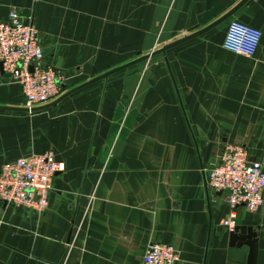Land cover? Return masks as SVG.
I'll use <instances>...</instances> for the list:
<instances>
[{
    "label": "crops",
    "instance_id": "1",
    "mask_svg": "<svg viewBox=\"0 0 264 264\" xmlns=\"http://www.w3.org/2000/svg\"><path fill=\"white\" fill-rule=\"evenodd\" d=\"M241 1L0 0V21L31 15L64 74L52 101L79 87L41 110L0 109V169L45 151L63 164L42 212L0 200V264H143L152 241L174 244L177 264H247L205 179L226 144L264 170V0ZM231 18L261 31L253 57L223 48ZM23 100L2 76L0 106ZM235 223L257 231L264 264V209L240 206Z\"/></svg>",
    "mask_w": 264,
    "mask_h": 264
},
{
    "label": "built area",
    "instance_id": "2",
    "mask_svg": "<svg viewBox=\"0 0 264 264\" xmlns=\"http://www.w3.org/2000/svg\"><path fill=\"white\" fill-rule=\"evenodd\" d=\"M261 31L231 18L226 26L224 49L253 57ZM0 79L7 76L18 83L23 106L30 109L49 103L60 94L64 74L46 62L42 35L32 23V16L23 18L16 8L0 21ZM63 164L51 151L19 156L5 162L0 169V200L17 207L42 212L48 206L53 180ZM206 183L213 191L225 194L229 213L219 224L227 230L235 227L236 210L264 209V170L258 160H249L246 149L239 144H226L219 158L206 170ZM143 264H177L179 250L172 243L152 241L141 256Z\"/></svg>",
    "mask_w": 264,
    "mask_h": 264
},
{
    "label": "water",
    "instance_id": "3",
    "mask_svg": "<svg viewBox=\"0 0 264 264\" xmlns=\"http://www.w3.org/2000/svg\"><path fill=\"white\" fill-rule=\"evenodd\" d=\"M245 0H242L240 2V4L242 2H244ZM239 4V5H240ZM237 5L236 7H234L232 10H230L228 13H226L225 15H223L220 19L214 21L211 25H209L207 28L201 30V31H198L196 33H194L193 35H189V36H186L178 41H175L173 43H170L166 46H164L163 48L157 50V51H152L151 53H148L144 56H141L133 61H130L129 63L125 64V65H122V67H125L127 65H130V64H133V63H136L138 61H141V60H145L146 58H148L150 55L154 54V52H159V51H164L165 49L177 44L178 42L180 41H183V40H186L188 39L189 37H192V36H195L197 34H200L201 32H203L204 30L208 29V28H211L213 26H215L216 24H218L219 22H221L222 20H225L227 18L230 17V15L236 10V8L239 6ZM121 68V67H119ZM117 69H113L112 71H109L97 78H95L94 80L96 79H100L102 77H106L108 74H110L111 72L115 71ZM0 71L2 72V65L0 63ZM79 87L75 88V89H72L71 91H68L66 93H64L63 95H61L60 97H58L56 100L52 101L51 103H47V104H44V105H41V106H38V107H34V108H26V107H10V106H0V109L2 110H20V111H26V112H33V111H37V110H41V109H44L48 106H51L53 105L54 103H56L57 101L61 100L63 97H65L66 95H68L70 92H72L73 90H76L78 89ZM6 229V225L5 224H0V238L2 237V234L4 233ZM69 235L70 233L68 234V238H69ZM257 231H255L252 227H249V226H241V225H236L234 227L233 230L230 231V234H229V244L231 246H237V247H240L242 245H247L248 246V257H247V264H256V259H257Z\"/></svg>",
    "mask_w": 264,
    "mask_h": 264
},
{
    "label": "bare ground",
    "instance_id": "4",
    "mask_svg": "<svg viewBox=\"0 0 264 264\" xmlns=\"http://www.w3.org/2000/svg\"><path fill=\"white\" fill-rule=\"evenodd\" d=\"M234 229V228H233Z\"/></svg>",
    "mask_w": 264,
    "mask_h": 264
}]
</instances>
